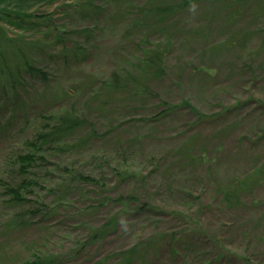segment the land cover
<instances>
[{"label":"rangeland","instance_id":"obj_1","mask_svg":"<svg viewBox=\"0 0 264 264\" xmlns=\"http://www.w3.org/2000/svg\"><path fill=\"white\" fill-rule=\"evenodd\" d=\"M147 1L42 6L52 24L43 31L82 45L87 62L34 56L49 79L25 74L19 85L0 71V264L33 253L70 264H264V0L199 3L165 37L141 27ZM93 5L94 20L80 16ZM21 35L25 51L45 45L41 31ZM154 51L165 53L161 80L143 63ZM67 110L89 122L67 143L92 140L49 153L27 201H11L15 154ZM129 249L137 261L117 255Z\"/></svg>","mask_w":264,"mask_h":264},{"label":"trees","instance_id":"obj_2","mask_svg":"<svg viewBox=\"0 0 264 264\" xmlns=\"http://www.w3.org/2000/svg\"><path fill=\"white\" fill-rule=\"evenodd\" d=\"M57 1L58 0H0V71L2 72L4 70L14 84H21L22 76L25 74L36 76L42 81H47L49 79L51 75V73L48 72L49 67L46 65L39 66L33 60L34 56H45L49 62L52 60L59 62L62 65L70 64L71 62L81 65L87 62L89 53L88 50L82 47V45L75 42L72 46L68 47L63 33L59 34L56 32V34L54 33V35L51 36V31L50 33L48 31H43L47 30V28H51L50 26L52 24L46 20L49 19L47 14L39 15V12L43 8L45 9ZM207 1L213 0L147 1L148 5L141 7V10L139 11V13L143 15L142 19L144 20V25H141V27H144L149 33L156 32L158 36L165 37V35L168 34L167 29H169L168 24L170 21L182 17L181 15L183 13L186 14V12H188L194 5ZM233 1L235 2V5L240 6L247 0ZM96 8V5H93L92 10L84 8L85 10L80 13V16L83 18L85 16H90L93 19L94 16L96 17V14H98ZM236 14L237 13L234 12L231 14L230 18H234ZM3 24L13 27L22 33L16 37H10L2 26ZM154 26L155 28L153 29L152 27ZM29 31H41V39H38V41L44 42L45 45H42L41 48L34 47L31 50H23L21 47L23 44L20 40L22 36L21 34ZM86 31L87 30H85V32ZM84 34L89 38H92V34ZM169 40L170 39L168 38L166 42L169 43ZM48 44H51L50 47ZM166 44L162 50L168 49ZM171 45L172 44H169V46ZM45 47H49L48 52L45 55H36L38 53L42 54ZM164 56V52L154 51L152 53H147V56L144 58L143 63L150 67L151 78L161 80L165 76L163 65ZM183 105L190 106L188 101H184ZM87 124H89V122L85 118L76 115V112L73 110H67L60 116L55 117L53 122L44 124V126L35 133L31 141L27 143L26 151H20L15 154L14 165L18 168V174L21 179L19 180L18 187H12L9 189L11 201H14L17 204H22L27 201L28 193H32L34 188L39 185V181L33 178L36 174V170L38 167L49 165V160L47 158L49 153H58L60 151H66L67 153L74 152L77 149L84 147L87 142L92 140L93 136L91 133L88 137L78 143H67L77 131L84 128ZM123 170L127 173L125 168H123ZM72 173L73 172H70L71 179L76 178L78 181L90 184L100 183L91 176H84L83 174L73 175ZM117 173L121 174H119L121 178H126V174L123 173V171H117ZM235 192L228 190V195L231 196L230 200L238 202V196ZM113 222L114 219L109 221L108 225ZM105 230L104 228H100L96 230L94 235H103L105 234ZM96 236H93V238ZM134 254V249L117 253V255L122 258V261L127 262L129 259H132L131 261H137V259H133ZM10 264H17L16 260L12 259ZM20 264H70V260L69 255L65 254L49 255L45 253H33L28 259Z\"/></svg>","mask_w":264,"mask_h":264}]
</instances>
